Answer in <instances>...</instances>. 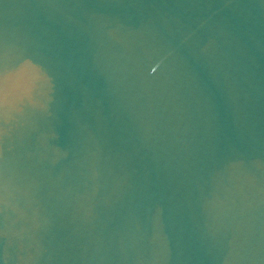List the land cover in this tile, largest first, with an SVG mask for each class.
<instances>
[{"label": "water", "instance_id": "1", "mask_svg": "<svg viewBox=\"0 0 264 264\" xmlns=\"http://www.w3.org/2000/svg\"><path fill=\"white\" fill-rule=\"evenodd\" d=\"M0 264H264V0H0Z\"/></svg>", "mask_w": 264, "mask_h": 264}]
</instances>
